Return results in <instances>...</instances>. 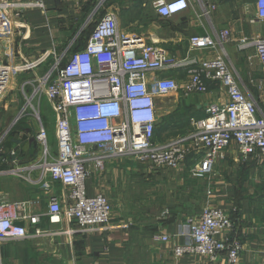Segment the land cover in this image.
I'll return each instance as SVG.
<instances>
[{
    "label": "crops",
    "instance_id": "crops-1",
    "mask_svg": "<svg viewBox=\"0 0 264 264\" xmlns=\"http://www.w3.org/2000/svg\"><path fill=\"white\" fill-rule=\"evenodd\" d=\"M20 1L32 0H0ZM96 1L60 0L47 2L43 9L25 11L20 20L16 19L23 28L14 37L0 41V63L24 66L41 61L77 34L83 48L100 18L113 14L122 31L145 37L149 43L166 49L176 61L193 66L224 57L242 90L256 101L264 115V70L255 47L241 49L239 44L244 36L264 38V21L256 16L257 0H192L187 11L171 18L159 16L148 0H108L99 16L86 25ZM206 4L214 7L210 16L204 15ZM224 30L231 33L224 52L221 48L190 50L191 37L216 38ZM52 63L48 58L36 69L23 72L18 83L22 87L24 82L42 76ZM185 67L164 74L176 79L178 91L156 95L158 127L162 124L166 131L176 128L180 132L175 137L188 133L194 121L205 118L210 105L227 100L225 88L214 82L208 83L206 94L185 96ZM3 109L0 202L16 203L24 213L40 218L37 225L28 220L21 222L27 237L1 243L3 264H228L225 257L212 263L206 256L175 254V247L185 242L179 235L181 227L189 219L200 217L207 207L223 209L234 220L235 232L243 244L239 264H264V160H246L232 148L218 157L213 173L204 178L190 174L196 163L193 158L175 169L153 171L144 167L162 187V204L159 207L149 201L153 207L142 205L140 209L125 198L128 173L121 166L126 160L109 161L104 169L93 164L86 182L87 194L109 198L113 206L111 227L89 234L71 233L75 227L68 219H62L60 224L50 222L48 206L52 197L65 201L68 190L43 178L42 169L38 168L45 160L44 149L37 141L39 123L31 115L18 120L19 114L14 121V110L11 112L6 106ZM20 110L21 107L18 113ZM21 121L18 134L10 136ZM51 133L57 143L56 128ZM8 141H12L10 148L6 146ZM53 154L50 152L52 158H57L59 151ZM126 224L129 227L123 229ZM37 229L44 234H35ZM157 236H169L170 240L159 242L155 240Z\"/></svg>",
    "mask_w": 264,
    "mask_h": 264
},
{
    "label": "built area",
    "instance_id": "built-area-1",
    "mask_svg": "<svg viewBox=\"0 0 264 264\" xmlns=\"http://www.w3.org/2000/svg\"><path fill=\"white\" fill-rule=\"evenodd\" d=\"M32 0L0 2V41L12 38L23 28L25 11L43 9L47 2ZM163 18L187 11L192 0H148ZM108 0H97L88 18L89 25L99 16ZM213 6L204 5L210 16ZM256 16L264 21V0H257ZM231 38L229 30L216 38L196 35L190 39L191 51L221 48ZM77 34L59 55L48 53L45 59L24 66L0 63V100L6 95L16 74L34 70L52 55L53 63L39 77L23 83V105L18 120L33 116L39 123L37 141L44 149L43 178L68 190L66 200L53 196L48 212L52 224L68 219L75 227L71 233L89 234L111 227L113 206L103 194L89 196L86 182L90 166L104 169L109 161L134 160L155 171L182 167L193 158V177L211 175L218 157L235 149L244 159L264 160V115L254 99L249 98L222 56L196 65L176 61L170 53L138 34L122 31L113 14L100 18L85 47ZM240 48L255 47L264 70V38L241 37ZM76 47H79L76 49ZM183 66L188 81L184 95L206 94L209 82L220 83L227 100L212 104L207 116L194 121L192 129L166 142H156L158 114L156 95L179 89L176 79L164 74ZM51 103L55 112L58 139L57 158H52L49 134L43 123L41 102ZM35 168V167H33ZM37 225L40 218L23 212L16 203L0 202V247L5 240L24 238L28 232L21 222ZM129 224L122 228H128ZM121 228V227H120ZM35 234L44 232L37 229ZM185 238L175 247L177 257L206 256L212 263L225 257L228 264H239L243 244L235 232V222L223 209L207 207L198 218L189 219L179 230ZM166 243L169 236H157ZM0 264H3L0 253Z\"/></svg>",
    "mask_w": 264,
    "mask_h": 264
},
{
    "label": "rangeland",
    "instance_id": "rangeland-1",
    "mask_svg": "<svg viewBox=\"0 0 264 264\" xmlns=\"http://www.w3.org/2000/svg\"><path fill=\"white\" fill-rule=\"evenodd\" d=\"M66 47L67 44L63 45L61 48L56 50V53L59 55L61 52H63V50H65ZM14 56H16V54H14ZM53 57H54L53 55L50 57L52 61L54 59ZM21 74L22 73H19L12 77L6 95L4 96V98L0 100V123H2V118H3L2 114L5 113L3 106L9 107V111L11 112L14 110L15 114L12 117V118L15 117L14 121L18 117L19 109L20 107H22L24 101L22 93L20 91L22 83L21 82L18 83ZM13 79H16L15 82L13 81ZM41 113H42L43 123L49 134L48 138H49L50 152L51 154H53L56 153L57 150L58 153V142L56 143L55 140L56 138L54 136V133H51V131L52 132L55 131L54 128L55 112L51 106V103L45 99H43L41 102ZM9 129H7L6 133L9 132ZM157 130H159V133L158 134L156 133V142L158 143L161 142L163 143L170 139H173L180 132L177 131L176 128H173L170 131H166L164 130L162 124H159V127L157 126ZM0 134H2V132H0ZM4 142L5 140L3 142L0 141V149L1 147H3ZM30 143L34 144L33 139L30 140ZM125 162L127 163L123 164L121 167L125 168L128 173L127 179L125 181V187H126L125 198L127 199L128 203L133 207H135L136 209H140L142 205H144L145 208L153 207L154 205L149 203V201H153L155 204H159L160 207V205L162 204L160 202L162 200V196H161L162 187H160L158 180L154 176H152L149 172H147L143 165L138 164L136 161L126 160Z\"/></svg>",
    "mask_w": 264,
    "mask_h": 264
},
{
    "label": "trees",
    "instance_id": "trees-1",
    "mask_svg": "<svg viewBox=\"0 0 264 264\" xmlns=\"http://www.w3.org/2000/svg\"><path fill=\"white\" fill-rule=\"evenodd\" d=\"M80 47V45H79ZM79 47H76V49H78ZM22 121L18 123V125H16L14 127V129L11 131L10 136L14 137L16 134H18V130H19V126L21 125ZM8 148L12 147V141H8L7 145Z\"/></svg>",
    "mask_w": 264,
    "mask_h": 264
}]
</instances>
